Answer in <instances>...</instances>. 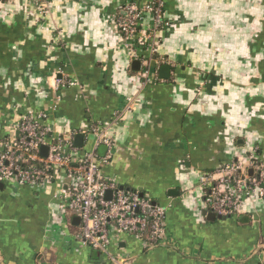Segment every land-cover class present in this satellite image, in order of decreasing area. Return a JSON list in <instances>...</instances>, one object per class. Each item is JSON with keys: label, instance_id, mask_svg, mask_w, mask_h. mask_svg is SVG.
<instances>
[{"label": "crops", "instance_id": "crops-1", "mask_svg": "<svg viewBox=\"0 0 264 264\" xmlns=\"http://www.w3.org/2000/svg\"><path fill=\"white\" fill-rule=\"evenodd\" d=\"M151 2L0 3V136L18 137L33 110L89 151L95 138L81 132L107 125L116 149L102 175L166 209L161 244L125 235L101 253L73 237L77 221L54 226L55 187L0 183V264H264V199L209 220L201 182L233 161L253 170L254 149L264 156V0H165L157 49L135 57L116 20Z\"/></svg>", "mask_w": 264, "mask_h": 264}, {"label": "built area", "instance_id": "built-area-1", "mask_svg": "<svg viewBox=\"0 0 264 264\" xmlns=\"http://www.w3.org/2000/svg\"><path fill=\"white\" fill-rule=\"evenodd\" d=\"M164 8L165 0H153L142 9L133 3L123 7L126 16L118 17L116 25L133 56L138 55L135 49L146 48L151 53L157 49L156 32L169 26L164 22ZM146 14L153 16L150 30L144 25ZM137 107L136 99L129 98L127 110L134 112ZM46 117L43 112L30 110L16 127L18 137L0 136V183L41 191L55 187L58 213L54 226L61 232L64 225L78 219L79 232L73 237L94 251L108 253L112 243L125 235L145 240L150 246L161 244L166 209L137 191L122 188L101 173L100 165L108 164L116 149L108 126H94L81 132L95 138L94 148L82 151L70 141L53 136L50 128L44 126ZM101 146L107 149L102 158L97 154ZM42 147L48 148L46 157L42 155ZM250 162L253 176L243 162L233 161L218 172L220 177L211 174L201 179L207 188L206 204L212 213L222 218L238 216L244 212L247 201L255 196L264 199V156L260 157L254 149Z\"/></svg>", "mask_w": 264, "mask_h": 264}, {"label": "water", "instance_id": "water-1", "mask_svg": "<svg viewBox=\"0 0 264 264\" xmlns=\"http://www.w3.org/2000/svg\"><path fill=\"white\" fill-rule=\"evenodd\" d=\"M133 65H139V61H137V60H135V62L133 63ZM168 69V68H167ZM83 139H84V136L83 135H78V136H76V140H75V143H76V145L77 146H79V147H82L83 146ZM106 147H101L100 148V153L101 154H103V153H105L106 152ZM47 152H48V148L47 147H42V155L44 156V157H46L47 156ZM104 155V154H103ZM249 174H250V176H253V170L251 169L250 171H249ZM205 214L208 216V219L209 220H215V219H221L222 217L221 216H218V215H216V214H214V213H210V214H208L207 212H205ZM78 222L79 223V220L78 219H76V220H74V223L75 222Z\"/></svg>", "mask_w": 264, "mask_h": 264}, {"label": "trees", "instance_id": "trees-1", "mask_svg": "<svg viewBox=\"0 0 264 264\" xmlns=\"http://www.w3.org/2000/svg\"><path fill=\"white\" fill-rule=\"evenodd\" d=\"M1 1H2V2H5V1H7V0H1ZM69 226L72 228L73 231H74V229H75V231H76L77 227H76V225H74V219H72V220L70 221Z\"/></svg>", "mask_w": 264, "mask_h": 264}]
</instances>
